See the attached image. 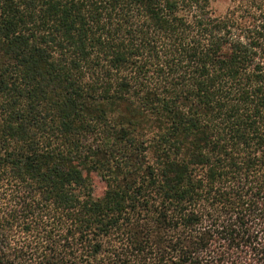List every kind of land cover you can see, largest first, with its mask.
<instances>
[{"label":"trees","instance_id":"1","mask_svg":"<svg viewBox=\"0 0 264 264\" xmlns=\"http://www.w3.org/2000/svg\"><path fill=\"white\" fill-rule=\"evenodd\" d=\"M213 1L0 0V264H264V0Z\"/></svg>","mask_w":264,"mask_h":264},{"label":"rangeland","instance_id":"2","mask_svg":"<svg viewBox=\"0 0 264 264\" xmlns=\"http://www.w3.org/2000/svg\"><path fill=\"white\" fill-rule=\"evenodd\" d=\"M227 6V0H214L213 7L218 10H223ZM93 183H95L96 191H101V186H99V182L96 180V177H93Z\"/></svg>","mask_w":264,"mask_h":264}]
</instances>
